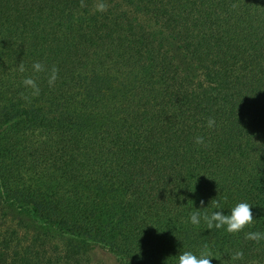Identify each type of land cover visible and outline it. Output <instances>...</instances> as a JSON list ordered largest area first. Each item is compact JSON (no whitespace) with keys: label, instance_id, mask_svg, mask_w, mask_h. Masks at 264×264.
<instances>
[{"label":"trees","instance_id":"obj_1","mask_svg":"<svg viewBox=\"0 0 264 264\" xmlns=\"http://www.w3.org/2000/svg\"><path fill=\"white\" fill-rule=\"evenodd\" d=\"M201 200L247 201L253 225L193 227ZM249 231L264 232V0H0V264H173L205 243L212 264H264Z\"/></svg>","mask_w":264,"mask_h":264},{"label":"clouds","instance_id":"obj_2","mask_svg":"<svg viewBox=\"0 0 264 264\" xmlns=\"http://www.w3.org/2000/svg\"><path fill=\"white\" fill-rule=\"evenodd\" d=\"M107 10L105 3L101 2L97 5V11L104 12ZM32 70L34 73H40L46 71L45 65L37 61L32 64ZM18 71L24 73L26 71L24 65L21 63L18 66ZM58 70L52 67L48 76L49 86L54 85L57 79ZM22 84L25 88L31 90L32 96H39L40 87L36 80L32 76H25L22 80ZM215 120L209 118L207 126L212 128L215 126ZM204 137L198 136L195 139L196 144H203ZM201 207L193 210L189 213L188 223L193 227L199 228L201 225L204 226V230L223 229L227 233H238L241 232L246 226H252L254 217L252 212L253 204L247 201H239L235 203L231 208L225 212L224 202L222 200H212L211 208L204 205V201H200ZM245 238L259 242L264 240V232L262 231H249L245 233ZM184 248V245L183 247ZM242 251H236L230 254V259L235 261L243 258ZM173 264H212L213 258L217 259L216 254L213 252L211 246L207 243L203 244L198 250L193 251L191 249H185L179 251L177 255L173 256Z\"/></svg>","mask_w":264,"mask_h":264},{"label":"rangeland","instance_id":"obj_3","mask_svg":"<svg viewBox=\"0 0 264 264\" xmlns=\"http://www.w3.org/2000/svg\"><path fill=\"white\" fill-rule=\"evenodd\" d=\"M97 259L103 264H117L114 257L106 250H98Z\"/></svg>","mask_w":264,"mask_h":264}]
</instances>
